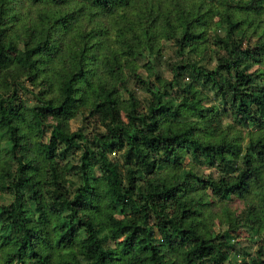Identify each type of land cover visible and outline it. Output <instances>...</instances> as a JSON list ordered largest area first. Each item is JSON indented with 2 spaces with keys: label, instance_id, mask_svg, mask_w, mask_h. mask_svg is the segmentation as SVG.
<instances>
[{
  "label": "trees",
  "instance_id": "trees-1",
  "mask_svg": "<svg viewBox=\"0 0 264 264\" xmlns=\"http://www.w3.org/2000/svg\"><path fill=\"white\" fill-rule=\"evenodd\" d=\"M0 264H264V0H0Z\"/></svg>",
  "mask_w": 264,
  "mask_h": 264
},
{
  "label": "rangeland",
  "instance_id": "rangeland-1",
  "mask_svg": "<svg viewBox=\"0 0 264 264\" xmlns=\"http://www.w3.org/2000/svg\"><path fill=\"white\" fill-rule=\"evenodd\" d=\"M174 53V47L173 45H168L167 48H166V53H165V57H169V56H172ZM147 59L146 57H142L141 61L142 62H145ZM153 60L155 61V64H156V70L160 73V74H165V76H169L170 77V73L167 72L163 67H162V58L158 57V58H153ZM202 63L203 64H207L209 66H212L213 65V61L212 59L210 58V56H206V58L204 60H202ZM141 72L143 74H146V71L144 69L141 70ZM141 97L145 98L146 97V93L144 91H140V94H139ZM81 118L78 117L77 119L73 120L71 122L72 124V128L75 130L80 124H81ZM217 228V231H223V230H226V227H221L219 225L216 226ZM243 238H248L246 234H243V235H237L236 236V240H243ZM249 247H246L250 252L254 253L257 249H258V245L257 244H254V243H251L249 240L246 242ZM238 254V259L239 258H242V256H244L243 253H239V251L237 252Z\"/></svg>",
  "mask_w": 264,
  "mask_h": 264
}]
</instances>
